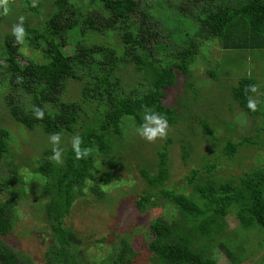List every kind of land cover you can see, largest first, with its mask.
<instances>
[{
    "label": "trees",
    "instance_id": "trees-1",
    "mask_svg": "<svg viewBox=\"0 0 264 264\" xmlns=\"http://www.w3.org/2000/svg\"><path fill=\"white\" fill-rule=\"evenodd\" d=\"M20 24L24 34L18 40L13 29ZM214 45L264 54V0L0 3V94L6 92L7 108L21 128L39 130L45 137L60 133L63 149L62 163L51 159L54 146L44 143L41 155L26 160L27 165L1 164L3 158L14 156L16 139L0 126V264H37L7 241L18 219V202L29 198L27 184L50 233L41 264H133L137 252L129 236H122L106 257L97 258L91 240L67 226L65 218L78 199L92 194L105 200L110 178L115 176L110 187L123 184L112 167L125 159L127 120L142 127L145 114L155 112L164 115L170 126L184 120L190 129L197 124L216 142L221 129L213 127V114L185 117L183 107L190 110L193 104L180 100L173 105L170 95L181 74L191 78L199 55L210 57ZM235 62L231 57L227 64ZM72 83L80 85L78 99L69 94ZM183 83L186 92L193 88L192 80ZM250 86L256 87L255 78L242 76L231 85V95L247 115L262 112L264 117V102L255 98ZM194 92L192 97L198 99ZM249 98L257 100L255 110L248 107ZM37 107L44 111L42 119L34 114ZM77 134L82 137L81 149L88 150L80 159L71 144ZM170 142L172 137L157 152L156 172L139 168L147 188L135 206L141 211L170 208L167 216L149 224L152 263L219 264L213 254L218 246L226 252L228 264H242L257 254L260 260L255 264H264V161L241 176L224 179L210 174L198 177L200 170L194 168L188 178L193 187L186 190L167 184ZM249 142H253L250 137L238 142L227 139L224 153L231 158ZM189 149L192 152L193 144L182 146L185 161ZM204 168L212 172L215 165L207 163ZM228 216L238 221L232 232ZM251 236L261 239L259 246H250ZM95 241L103 243L105 238Z\"/></svg>",
    "mask_w": 264,
    "mask_h": 264
},
{
    "label": "rangeland",
    "instance_id": "rangeland-1",
    "mask_svg": "<svg viewBox=\"0 0 264 264\" xmlns=\"http://www.w3.org/2000/svg\"><path fill=\"white\" fill-rule=\"evenodd\" d=\"M153 3L154 0H147ZM32 54V52H27ZM210 57L201 54L196 65L192 66V77L181 74L179 86L170 91L173 105H179V101L191 102L192 109L183 107L185 117L204 116L205 112L212 113L213 127H219L221 132L216 142L209 139L203 128L194 124L193 128L184 125L180 121L174 126L167 124V133L164 137H157L148 141L141 134V127H137L134 120H127L125 127L124 150L125 159L122 164L113 165L112 173L119 176L123 184L119 187H110L114 177L107 180L109 196L99 201L92 194L86 198L75 201L69 216L65 218L67 226L77 230L85 240H91V252L95 257H106L112 252L114 245L119 244L122 236H129L137 255L133 264H153L152 253L148 246L150 241L149 224L161 215L167 216L170 208L153 207L145 211L135 206L139 195L147 188L140 174V167H146L150 172L157 171L158 150L168 143L171 178L168 185L187 188L188 178L192 176V170H200L198 177L207 176L224 179L231 175L241 176L244 172L259 167L264 161V117L262 112L256 116L247 115L234 101L230 88L238 83L242 76H253L256 80L255 98L264 102V54L250 51H227L218 45L209 50ZM231 57L237 62L227 64ZM23 63L26 59H21ZM192 80L193 88L185 91L183 82ZM80 85L72 83L69 94L73 98H79ZM194 90L198 92V99H194ZM5 93L0 94V126L9 129L16 141L12 144L14 156H7L1 160V164L14 161L19 165H27L33 156L41 155L44 143L52 146L49 137H45L39 130L25 131L18 122L12 119L4 100ZM250 137L253 142L238 147L233 157L224 153L223 143L227 139L234 142ZM193 144L189 149L190 154L186 161L183 159L182 146ZM209 163L215 165V170L209 172L204 166ZM6 172V168L2 173ZM23 173V172H22ZM113 176V175H112ZM119 178L116 180L118 181ZM198 180V179H197ZM196 180V181H197ZM38 184V183H37ZM173 186V187H174ZM26 198L18 205V219L7 241L24 256H29L37 264L44 262V253L49 245V231L45 227L38 211V203L35 201L34 190L30 184ZM114 196V197H113ZM110 197L115 200L109 201ZM238 225L233 216H228V229L232 232ZM251 234L258 236L256 231ZM105 238L102 243L95 240ZM261 239L255 236L250 238V246L257 247ZM213 254L219 264H228L229 258L220 247L213 248ZM257 254L246 259L242 264H255L260 260Z\"/></svg>",
    "mask_w": 264,
    "mask_h": 264
},
{
    "label": "clouds",
    "instance_id": "clouds-1",
    "mask_svg": "<svg viewBox=\"0 0 264 264\" xmlns=\"http://www.w3.org/2000/svg\"><path fill=\"white\" fill-rule=\"evenodd\" d=\"M5 2V0H0V3ZM7 11V9H5ZM23 18L21 17V21ZM14 35H16L17 39L20 40L24 34V28L22 24L17 25L13 29ZM251 91L255 92L256 87L250 86ZM248 107L252 110H255L257 107V100L253 98H249L248 100ZM34 114L38 119H42L44 115V111L41 108H34ZM167 119L164 115L155 113V112H147L145 114V122L141 127V134L146 138L148 141H153L157 137H164L167 133ZM50 142L53 144V155L51 159L55 160L57 163H62V154L63 149L59 147L61 143V134L60 133H53L49 137ZM72 148L75 151V155L77 159L85 157L88 155L87 149H81L82 144V137L78 134L72 137Z\"/></svg>",
    "mask_w": 264,
    "mask_h": 264
},
{
    "label": "bare ground",
    "instance_id": "bare-ground-1",
    "mask_svg": "<svg viewBox=\"0 0 264 264\" xmlns=\"http://www.w3.org/2000/svg\"><path fill=\"white\" fill-rule=\"evenodd\" d=\"M93 6V5H92ZM57 12V11H56Z\"/></svg>",
    "mask_w": 264,
    "mask_h": 264
}]
</instances>
